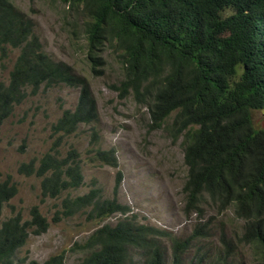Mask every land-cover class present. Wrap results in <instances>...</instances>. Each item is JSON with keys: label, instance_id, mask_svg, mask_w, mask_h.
Listing matches in <instances>:
<instances>
[{"label": "trees", "instance_id": "trees-1", "mask_svg": "<svg viewBox=\"0 0 264 264\" xmlns=\"http://www.w3.org/2000/svg\"><path fill=\"white\" fill-rule=\"evenodd\" d=\"M58 1L84 16L91 73L101 75L104 61L97 53L114 47L123 68L116 92L121 98L132 93L147 107L150 129H163L171 119L169 132L183 144L189 212L198 210L205 195L221 212L233 207L244 222L243 244L259 252L257 264H264V129L252 121L253 110H264V0ZM9 51H18V56L8 84L0 83V129L27 99L28 90L36 94L42 87L61 85L80 90L76 106L65 109L52 125L53 147L41 158L21 163L16 172L41 177L42 196L55 198L82 186L84 178L76 150L65 158L53 151L81 124L98 121V104L81 76L42 50L27 16L9 0H0V57L7 59ZM99 134L92 130L89 135V162L118 168L114 150L95 147ZM116 178L113 199L92 189L62 201L65 218L86 209L95 219L124 217L94 231L79 246L84 257L78 264H136L135 253L143 264H167L164 239L171 242V264H183L192 241L139 222L130 205L119 203L123 178L120 173ZM17 192L11 176L0 181V217ZM29 215L27 221L17 213L0 222V264H16L30 232L39 236L48 230L50 223L37 205ZM42 264L66 261L58 254Z\"/></svg>", "mask_w": 264, "mask_h": 264}, {"label": "rangeland", "instance_id": "rangeland-1", "mask_svg": "<svg viewBox=\"0 0 264 264\" xmlns=\"http://www.w3.org/2000/svg\"><path fill=\"white\" fill-rule=\"evenodd\" d=\"M9 1L31 21L42 50L53 60L71 67L90 85L99 109L95 124H81L76 133L64 136L56 152L53 151L56 157L65 158L71 149L76 150L84 178L82 186L55 198L42 196L41 177L16 172L21 163L41 158L53 147L56 137H52V125L65 109L76 106L80 90L65 85L42 87L36 94L28 90L27 99L0 129V181L9 175L18 189L16 196L4 206L0 222L17 213L27 221L30 208L37 205L50 223L48 230L39 236L30 232L26 244L16 254V264L30 261L42 264L58 254H63L66 264H78L84 257L79 246L94 231L115 225L124 217L117 214L95 219L87 214L91 209H86L65 218L61 215L62 201L78 198L92 189H98L103 199H113L118 173L123 182L116 197L119 203L132 207L139 222L167 231L180 240L192 241L183 256V264H257L262 260L259 252L243 244L244 222L235 217L233 207L221 212L205 195L198 210L189 212L184 191L187 168L183 162L182 139L175 141L170 134L171 119L163 129H150L147 107L132 93L121 98L116 92L114 88L123 80V68L114 47L105 46L97 53L104 61L98 69L101 75L91 73L83 14L70 11L58 0ZM17 56L18 51H9L7 59L0 57V83L8 84ZM252 121L257 128L264 129V110H253ZM92 130L100 133L95 147L114 150L118 168L89 162L88 139ZM161 244L167 252V264H171V242L164 239ZM135 259L136 264H143L140 253H135Z\"/></svg>", "mask_w": 264, "mask_h": 264}]
</instances>
